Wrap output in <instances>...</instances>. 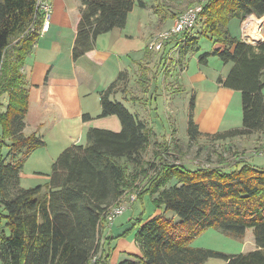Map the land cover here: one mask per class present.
I'll use <instances>...</instances> for the list:
<instances>
[{
	"label": "trees",
	"instance_id": "1",
	"mask_svg": "<svg viewBox=\"0 0 264 264\" xmlns=\"http://www.w3.org/2000/svg\"><path fill=\"white\" fill-rule=\"evenodd\" d=\"M79 1L83 8L72 48L74 60L93 49L98 35L123 28L135 4L144 7L142 0ZM251 14L264 15V0H206L197 14L196 32L193 29L181 40L173 37L160 50L158 65L166 73L170 42L175 41L179 60H183L198 49L199 38L207 36L219 46L200 54L198 62L205 64L212 55L232 64L226 77L217 81L240 93L241 124L211 134L216 140L264 131V40L251 45L228 30L231 19L240 22ZM43 18L37 0H0V262L108 264L104 245L110 237L102 231L107 225L106 214L131 195H127L133 185L127 168L146 170L143 155L151 141V128L113 98L114 88L127 79L126 72H120L99 93L101 112L97 116L115 115L120 130L88 128L84 144L71 145L56 158L46 185L20 186L22 158L44 145L35 134H23L28 87L22 71ZM134 64L139 72L136 81L144 93L156 73L144 60ZM129 100L146 102L145 98ZM193 107L191 97L186 128L190 141L200 135ZM82 118L91 117L83 114ZM158 151H154L155 157L161 153ZM222 166L189 168L160 161L158 172L147 176V169L142 174L147 176L145 185L134 193L135 200L142 201L148 194L158 212L144 222L137 220L135 240L141 254L118 264H201L209 258H219L222 264H264V168L245 159L237 160L231 168ZM167 211L174 213L177 221L166 216ZM208 227L236 235L252 227L255 248L226 254L191 247L189 241Z\"/></svg>",
	"mask_w": 264,
	"mask_h": 264
},
{
	"label": "crops",
	"instance_id": "2",
	"mask_svg": "<svg viewBox=\"0 0 264 264\" xmlns=\"http://www.w3.org/2000/svg\"><path fill=\"white\" fill-rule=\"evenodd\" d=\"M47 1L51 7L49 26L39 34L22 67L28 87V108L23 134H35L44 141L43 146L22 158L19 182L23 188L46 185L56 158L65 148L84 144L88 128L120 130L121 125L115 115L97 117L101 112L99 93L120 72L130 71L135 66L134 61L148 60L149 39L155 33L169 28L170 26L165 27L167 21L172 23L174 17L193 1H201L199 5H202L206 0H142L144 7L135 4L127 14L123 28L98 35L93 49L76 60L72 58V48L83 6L79 0ZM239 36L234 35L237 38ZM174 42H170L166 49L167 55L175 51V61H170L171 66L175 69L180 66L185 71L177 83L181 90L182 107L185 106L186 128L189 100L193 97V120L200 130L208 131L209 118L212 119L211 115L221 99L234 94L232 89L223 87L217 81L218 77L222 80L226 77L232 64H224V73L216 78L199 77L190 80L185 75L188 70L186 56L179 60ZM172 46L173 50L170 49ZM262 92L264 95V89ZM114 99L125 102L117 97ZM177 99L174 98L175 109ZM173 108L169 107L168 110L174 115ZM83 114H88L91 118L83 120ZM240 124H229L226 128L239 127ZM244 159L254 166L264 168V164L253 161V158L250 161ZM165 215L177 221L174 213L167 211ZM126 258L122 257L121 260Z\"/></svg>",
	"mask_w": 264,
	"mask_h": 264
},
{
	"label": "rangeland",
	"instance_id": "3",
	"mask_svg": "<svg viewBox=\"0 0 264 264\" xmlns=\"http://www.w3.org/2000/svg\"><path fill=\"white\" fill-rule=\"evenodd\" d=\"M199 3L201 1H193L191 5H188L182 11L196 7ZM254 18L258 21H263L259 27L261 30L258 35L264 40V15L260 18L253 15V18L248 20L250 31H256L254 33L255 36L260 24ZM172 23L167 21L165 27L171 26ZM240 23L241 21L239 22L236 18L228 22L229 33L232 36L240 35ZM218 46L207 36L199 38L198 49L187 53L185 57L186 63L188 62V70L185 75L188 76V79L192 80L199 77L216 78L224 73L225 65L217 56L210 55L207 58L209 59L207 64H199L198 62L200 54L211 52L214 47ZM173 53H175L174 50L171 55H166L165 57L167 59L165 64L169 68H166L167 72L165 73V69L158 65V59L162 57L161 51L150 50L148 52L149 56L146 55V58L148 56L149 61L147 59L145 61L149 68L156 73V77L146 92H142V88L136 81L139 73L136 65L128 72L124 71L127 74L126 81L124 83L119 82L114 88L113 98L117 97V99L125 100L127 104L123 102L124 106L131 113L138 114L140 119L148 127H151V141L143 155L144 167L146 170L148 169L146 175L149 176L153 172H158L157 165L160 161H164L166 164L184 165L189 168L219 163L223 165V168H231L237 160L244 158L249 159V161L253 158V161L264 164V131L255 133L252 136H236L224 140H216L211 135L215 132L229 129L228 127L226 128L229 124H240L241 103L238 91L232 90L231 92L234 94H228L229 97L225 96L221 99L218 107L214 109L211 115L212 119L209 118L208 131L200 130L198 126L200 131L198 138L195 141L188 139L185 106L183 105L182 107L181 90L177 83L180 75L185 71L180 66L176 69L171 66L172 63L170 61L175 59ZM168 88H171V90H168ZM130 97L145 98L146 102L142 103L139 101L134 103L129 100ZM174 98L175 100L178 98L175 104L177 110L173 108ZM169 107L174 109V115L168 110ZM163 145H165V148H163ZM154 151H161V153L155 157ZM6 153L7 148H4L3 154L6 155ZM150 164L153 166L150 167ZM145 171L140 169L133 170L132 167L127 168V172L130 175L128 181L131 180L133 183L127 195L134 194L144 187L147 176L144 177L142 174ZM127 195L126 197H128ZM126 200L127 198L124 197L125 210L114 219L110 226L106 225L102 228L105 236L110 237L104 245V249L109 252L108 264H118L122 257L139 256L141 254V250L135 240L139 225L137 220L141 218L140 222H144L158 212L155 210L148 194L142 197V201L136 199L132 204ZM189 245L194 248L211 249L226 254L245 253L255 248L252 227H247L243 235L225 232L216 227H208L192 238L189 241ZM221 263L222 260L219 258H209L201 264Z\"/></svg>",
	"mask_w": 264,
	"mask_h": 264
},
{
	"label": "built area",
	"instance_id": "4",
	"mask_svg": "<svg viewBox=\"0 0 264 264\" xmlns=\"http://www.w3.org/2000/svg\"><path fill=\"white\" fill-rule=\"evenodd\" d=\"M37 6L38 8L43 12L44 18L43 23L40 28V33L47 30L49 26V20H50V4L47 0H37ZM201 10V5H198L196 7H193L191 9L182 11L181 13L177 14L174 19L172 25L164 29L162 31H159L155 33L148 42V48L152 51L159 52L165 41L177 37L179 40L182 39V37L185 36V34H189L193 31L197 19V14ZM255 16V15H254ZM253 18V14L248 15L245 17L241 23H240V40H242L245 43L251 44V45H257L261 41H263L261 37H259L260 32V26L263 21H258L255 19V21H258L260 24L257 29V35L254 36V33L256 31H250V24L248 23V20ZM260 18V17H259ZM135 200V194H131L128 197L127 202L131 203ZM125 203L123 201H120V203L110 207L106 214V224L110 226L114 219L121 214L125 210Z\"/></svg>",
	"mask_w": 264,
	"mask_h": 264
}]
</instances>
